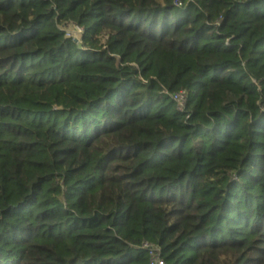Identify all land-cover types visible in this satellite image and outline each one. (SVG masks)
<instances>
[{
    "label": "trees",
    "instance_id": "16d2710c",
    "mask_svg": "<svg viewBox=\"0 0 264 264\" xmlns=\"http://www.w3.org/2000/svg\"><path fill=\"white\" fill-rule=\"evenodd\" d=\"M150 253L264 264V0H0V264Z\"/></svg>",
    "mask_w": 264,
    "mask_h": 264
},
{
    "label": "built area",
    "instance_id": "2783aa9c",
    "mask_svg": "<svg viewBox=\"0 0 264 264\" xmlns=\"http://www.w3.org/2000/svg\"><path fill=\"white\" fill-rule=\"evenodd\" d=\"M177 5H180L179 3ZM73 29L77 30L79 34H81V30L78 28ZM74 37V36H72ZM75 38V37H74ZM172 100L177 104L179 109H182L184 107L185 101H186V93H177L175 95H172ZM144 248H149V246H144ZM150 249V248H149ZM151 250V249H150ZM152 257V263L153 264H164L162 260L159 259V254L150 253Z\"/></svg>",
    "mask_w": 264,
    "mask_h": 264
},
{
    "label": "rangeland",
    "instance_id": "374dc122",
    "mask_svg": "<svg viewBox=\"0 0 264 264\" xmlns=\"http://www.w3.org/2000/svg\"><path fill=\"white\" fill-rule=\"evenodd\" d=\"M66 32H67L68 35H70V36H74L75 39H77V41L80 40V35H81V34H79L77 30L68 28V29L66 30Z\"/></svg>",
    "mask_w": 264,
    "mask_h": 264
},
{
    "label": "water",
    "instance_id": "95a60500",
    "mask_svg": "<svg viewBox=\"0 0 264 264\" xmlns=\"http://www.w3.org/2000/svg\"><path fill=\"white\" fill-rule=\"evenodd\" d=\"M69 28H70V29H73V26L71 25Z\"/></svg>",
    "mask_w": 264,
    "mask_h": 264
}]
</instances>
